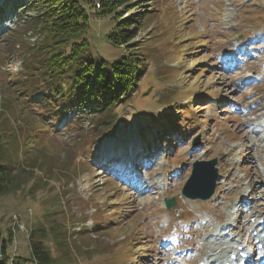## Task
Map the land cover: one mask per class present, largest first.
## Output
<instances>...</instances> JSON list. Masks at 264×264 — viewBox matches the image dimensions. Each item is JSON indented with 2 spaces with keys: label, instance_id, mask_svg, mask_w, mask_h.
Wrapping results in <instances>:
<instances>
[{
  "label": "rangeland",
  "instance_id": "rangeland-1",
  "mask_svg": "<svg viewBox=\"0 0 264 264\" xmlns=\"http://www.w3.org/2000/svg\"><path fill=\"white\" fill-rule=\"evenodd\" d=\"M5 1L0 0V135L11 137L9 131L13 130L19 160L33 175L16 193L0 196L3 238L8 237L13 214V235L22 229L16 213L29 233L49 226L52 220L65 227L69 264H167L172 254L167 251L164 257L157 250L159 237L155 236L159 232H167V240L171 238L174 246L190 247L186 248L188 259L198 258L199 262L213 253L211 249L217 250L221 242L213 241L237 222L235 233L245 239L254 218L237 213L238 200L244 197L256 206L255 212L264 211V77L256 76L264 69V0H145L141 5L146 7L137 14L141 25L135 40L151 53L145 58L141 88L127 100L129 103L134 98V103L125 105L122 113L116 111L113 128L102 125L96 117L81 115L84 118L69 130L48 132L33 119L41 113L40 108L19 101L20 94L15 92L23 53L18 44L27 47L42 36L41 23L34 20L40 10L30 1L10 0L17 5L7 12V8L2 10ZM89 13L93 52L113 61L123 52L104 39L114 21L97 17L94 9ZM239 44L259 57L246 64L254 72L250 78L240 74L239 67L225 71L220 61L228 47L239 48ZM250 79L258 82L245 86ZM200 96L202 102L197 101ZM146 101L150 105L143 103ZM155 104L167 111V117H178L181 108L190 106L189 111L194 110L193 117L199 116L195 120L201 123L191 129L186 122V129L171 125L177 126L180 140L163 143L157 139V143L142 148L135 157L140 163L135 171L141 175L135 174L142 187L135 194L119 180L127 176L125 171L119 172L125 155L110 161L109 167L102 166V161L115 152L120 140L123 146L131 141L139 143L142 130L154 137L162 120L157 110H151ZM238 109L248 114H240ZM149 149L153 152L150 157ZM212 158L218 160L219 173L213 197L205 202L181 198L191 162ZM153 181L157 186L146 192ZM162 182L163 188H158ZM171 196L179 203L165 211L162 198ZM191 239H196L198 256ZM244 239L240 241L243 246ZM48 245L57 256L53 242L48 241ZM128 249L126 258L124 251ZM6 253L9 264L13 258H29V238L18 234L16 243L7 245Z\"/></svg>",
  "mask_w": 264,
  "mask_h": 264
},
{
  "label": "trees",
  "instance_id": "trees-1",
  "mask_svg": "<svg viewBox=\"0 0 264 264\" xmlns=\"http://www.w3.org/2000/svg\"><path fill=\"white\" fill-rule=\"evenodd\" d=\"M27 1L40 10L38 18L34 20L41 23L42 36L30 46L18 44L23 53L19 80L14 84L15 92L20 94L17 99L40 108L41 113L35 114L33 119L45 129L57 130V126L63 123L67 131L80 118H84L81 115L96 117L97 121H102V125L108 124L113 128L116 111L122 113L125 105L134 103V98L129 103L127 100L138 87L141 88L139 83L145 74V58L151 53L148 47L135 40V31L141 25V16L137 17V14L141 13L140 8L146 7L141 5L145 0ZM16 5L17 2L13 4V1L6 0L2 10L7 8L9 12ZM129 7H134L135 11ZM91 9H94L97 17L114 21L104 39L111 47L122 48L123 52L113 61L98 57L93 52L95 48L89 37ZM122 12L127 14L124 16ZM199 94H193L190 99L194 100ZM143 103L150 105L147 101ZM175 106L180 108L179 104ZM151 107V110L158 111L160 118L162 115L156 131L168 142H177L175 136L182 138L177 126L176 129L171 125L186 129V122V127L191 129L201 123L193 117V110L189 111L190 106L181 108L182 113L178 117L175 114L167 117V111L156 104ZM68 114L73 117L68 119ZM141 132L143 139H151V135L148 136L144 130ZM9 134L11 137L0 135V196L16 193L33 175L24 169V162L19 160L20 150L14 141L13 130ZM27 143L24 145L28 146ZM117 149H124L121 142ZM65 234V227L53 224L52 220L49 226L45 224L31 230L30 257L13 258L10 264H69ZM12 241L14 235L10 229L7 239L0 232V264H9L6 249ZM48 241L53 242L59 252L57 256L51 253Z\"/></svg>",
  "mask_w": 264,
  "mask_h": 264
},
{
  "label": "water",
  "instance_id": "water-1",
  "mask_svg": "<svg viewBox=\"0 0 264 264\" xmlns=\"http://www.w3.org/2000/svg\"><path fill=\"white\" fill-rule=\"evenodd\" d=\"M195 141L194 144H197ZM217 159L195 160L191 164L190 176L181 189V196L189 200L206 201L214 194L216 182L219 178L218 169L216 168ZM168 210H171L176 202L175 198L165 200Z\"/></svg>",
  "mask_w": 264,
  "mask_h": 264
},
{
  "label": "bare ground",
  "instance_id": "bare-ground-1",
  "mask_svg": "<svg viewBox=\"0 0 264 264\" xmlns=\"http://www.w3.org/2000/svg\"><path fill=\"white\" fill-rule=\"evenodd\" d=\"M134 146H135V144H134ZM136 156H135V150L134 149H132L131 150V152H130V154H129V159H133V158H135ZM249 196L252 198L253 197V195L252 194H249ZM241 200V198L239 199V201ZM252 217H255L254 215H252ZM263 223V222H262ZM257 225H260L261 226V224L260 223H257V224H255V226H257ZM222 237H220V238H218L217 240H220ZM238 246H241V244H238ZM227 247V246H226ZM226 247H224V248H222V250H221V252L219 253L220 254V256H218L217 254H210L208 257H207V260H206V264H214V263H216L217 261H219V259H220V257L223 255V254H231V253H233L232 251H225V248ZM1 255V254H0ZM229 256V255H228ZM239 262V260L237 261V263Z\"/></svg>",
  "mask_w": 264,
  "mask_h": 264
}]
</instances>
